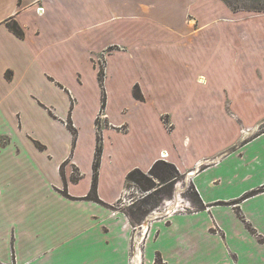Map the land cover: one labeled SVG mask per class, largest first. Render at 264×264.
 Here are the masks:
<instances>
[{
    "label": "crops",
    "instance_id": "1",
    "mask_svg": "<svg viewBox=\"0 0 264 264\" xmlns=\"http://www.w3.org/2000/svg\"><path fill=\"white\" fill-rule=\"evenodd\" d=\"M228 13L220 0H0V264H264V192L240 201L264 187V128L245 139L244 126L229 137L209 125L233 122L226 111L223 114L226 104L237 100L238 108L245 109L246 94L251 99L258 98L255 94L260 97L257 79L264 76L255 56L257 48L264 47V39L239 42L225 25L229 24ZM198 22L204 32L196 35ZM220 24L226 30L220 32V42L207 39L204 29ZM11 25L22 32L21 37ZM239 44L241 52L235 55L233 49ZM107 46H129L131 54L137 46L135 54H140L148 83L133 84L131 100L146 108L164 105L153 115L159 125V116L172 112L166 106L169 100L176 125L194 122L193 108L189 109L197 103L194 83L208 87L206 77L193 66L204 46H220L216 70L226 80L211 86L225 100L220 105L213 101L215 117L207 121L205 133H192L196 128L190 125L189 134L179 137L183 152L150 146L141 158L134 157L133 141L128 139L132 126L127 121L132 120L133 110L121 107L115 120L106 106L108 124L101 131L94 200L95 122L93 144L84 153L79 122H85L83 107L69 89L75 98L73 108L58 76L78 73L76 82L82 87L81 62L87 60L93 67L92 53ZM245 46L254 48L252 54L244 53ZM111 55L106 57L107 69L112 57L118 56ZM162 64L174 69L162 70ZM245 78L253 80L250 85L244 83ZM48 87L60 92L65 103L62 111L48 99ZM211 92L215 98L217 92ZM255 102L264 104V96ZM71 109L78 130L75 139L62 123ZM256 120L249 121L251 131ZM146 123L140 124L141 138L152 143L154 134L143 130ZM122 126L126 132L115 130ZM110 137L112 144L108 145ZM54 143L64 148L60 157L52 150ZM164 153L183 182L162 202L161 208L167 209L160 216L143 220L142 252L131 259L134 234L120 204L131 188L127 175L134 169L147 175L156 161L167 162L161 158ZM68 157L83 173L78 181H71L68 172L63 174L60 169ZM182 186L192 187L200 204L193 203L195 209L188 212L171 213L182 203L193 206L182 198ZM236 201L240 202L232 204ZM135 237L139 239V234Z\"/></svg>",
    "mask_w": 264,
    "mask_h": 264
},
{
    "label": "rangeland",
    "instance_id": "2",
    "mask_svg": "<svg viewBox=\"0 0 264 264\" xmlns=\"http://www.w3.org/2000/svg\"><path fill=\"white\" fill-rule=\"evenodd\" d=\"M220 1L229 10L228 13L229 24H225L227 25L228 32L234 31L237 34V37L240 39L238 40L239 42H241V40H247L249 38H254V37H260L261 39H264V0H220ZM213 15L215 14L212 13V15L210 16ZM208 19L212 20L210 17ZM196 24L194 29L196 35L198 33L204 32L203 30H200L201 22H198ZM204 30L205 32H207V36H206L207 39H210L213 42H216L215 40H218V42H220V37H221L220 32H223V30L226 31L223 24H220V26L210 25L209 28ZM219 47L204 46L203 48H201L203 50L201 54L196 55L197 57L195 58V61L193 63V66L195 67L194 69L196 72H199L200 74L206 77L208 87L201 88L200 86H202L203 84L194 83V85L197 86L195 87L197 103L196 105L192 104L191 107L189 108V109L193 108L191 111L192 112L191 116L194 122L191 124L187 123V125H185L184 127L181 124L176 125L174 119L171 118L170 113L174 112L172 108V101L169 100L166 103V106L170 108L172 112L162 113L159 116L161 122V125H159L158 123L155 122L153 115H155L156 112H158L157 109L158 107L164 105L157 103L155 105V108H146L135 104L131 100L132 85L138 84L141 87V84L146 86L148 83L146 77V71L144 68L141 67L143 62H141L140 54H135V51H138L137 46L133 47L134 51H132V54L130 52L131 47L129 46H125V47L107 46L100 52L92 53V55L90 56V62L93 67L90 66V63H88L87 60L82 61L80 64L79 74L82 75L84 79L82 87L78 86L76 82V76L78 73L77 74L69 73L58 76V79L62 81L61 84L63 85L61 86V90L64 91L66 94H68V96L70 97V103L73 106V108L75 106V100H74L75 98L70 94L69 89L74 92L78 101L81 102V107H83L84 110L82 111V113L85 116V122L81 124V121L79 120L82 135L84 137V146L82 147L83 152L84 153L88 152L89 148L93 144L94 122L97 123V126H99L101 131L102 128H104L108 124L107 118L105 117L106 115H104L106 114L104 109L100 111L101 93L102 95L103 93L105 95L104 96L106 103L105 107L107 106L108 113L113 117V119L115 120L119 119V110L121 107L123 108L127 107L128 110L130 109L133 110V114L132 116H130L132 117V120L129 118L127 122L132 126V133L130 134L128 139L129 141H133L132 145L134 146L133 147V153L135 155L134 157L137 158L138 156L139 158H141L142 155L146 153L147 148H149L150 146L156 150L159 148H166V149L178 151V153L180 151L183 152L182 144L180 143L179 137L184 133L189 134L188 130L192 128V127L188 128L190 125L196 128V131H193L192 133H197V134L205 133L207 130L206 129L207 127H205L207 121L209 120L210 117H211L210 119L215 117V110H213L215 104H213V101L216 99L218 101V105H220L221 101L225 100L224 98L223 99L221 98V94L217 92V89L211 86L212 84L221 85L226 80L223 74L220 73V70H216V65L218 64L217 61L219 59L218 56L220 55ZM241 48L242 47L240 46V44L238 45V47H234L233 54L236 55L239 51L241 52ZM253 49L254 48L252 46H245L244 53L252 54ZM124 53L127 55L125 56ZM189 53L191 55L193 54L194 56V52H189ZM111 54L118 56L112 57L110 69H107L108 61L106 60V57L107 55H111ZM256 54H258L259 57L258 60L261 65L260 68L261 70H264V47L259 46V49L257 48V51L255 52V56ZM154 62L156 63V61ZM158 62L157 65H159L160 63ZM103 63L106 69L103 68L102 66ZM235 64L236 63H233V65L231 66L236 67ZM243 64L245 65L247 64V62L244 61ZM159 68L166 71H171L174 69L172 68V66L165 69L164 64L159 66ZM210 68H213L212 69L213 72L211 73L209 70ZM101 69L103 70V72L101 71L103 75L100 74V77L102 76L103 79L102 89L99 87V82H98V72ZM258 76L259 77L257 80L260 82L259 83L260 86L258 87V90L260 91V97H262L264 96V90H263L264 76L262 75H258ZM238 81L239 82L241 81L240 78H238ZM252 81L253 80L251 78L244 79V83L246 85ZM203 82L204 80L201 83ZM178 86H180L181 88L186 87L185 85H183V83H179ZM146 88L148 89V91L151 89L150 87L148 88V86ZM208 88H212V89H208ZM211 90L213 92H217L215 98L211 97V93H212ZM135 92H137V88H135ZM85 95L87 96V100H85ZM254 96H257L260 100L258 94H255ZM60 98H61V94L60 92L57 91V89L53 87H48V99L54 106L58 108L59 111H62L65 103H62ZM258 98L251 99V97H249V95L246 94L244 99L245 109H241V110L238 108L239 103L237 104V100H235L234 104L231 102V100H229L230 103L226 104L227 109L223 110V114L225 115L224 111H226L228 117L233 122L226 123L225 126H221V124H219L218 122H212L209 125H214L213 128L215 127L216 131H218L220 134L225 133L226 135L228 133L229 137H233L235 134H237L238 129L244 126L242 130H244L245 133H247V136L245 138L247 139L249 135L255 134L258 131H260L262 128H264V108H263L264 104L262 103L259 106L256 102L254 104V101L255 100L258 101ZM250 108H253L252 111L248 110ZM257 109H261V110H257ZM239 112H240L239 115L240 117L237 116ZM93 113L95 117L94 119L92 118ZM71 115H72V109L69 112V118L65 119L62 123L74 129L75 131L72 132L73 133L75 132L74 136H76V132L78 130L75 123L71 120L72 119ZM222 117L224 118V116ZM251 118L257 119L256 120L257 126L254 131H251L252 125L249 123ZM144 121H146L147 123L145 124L143 130L151 131L154 134L153 137L154 140L152 143L150 142L151 140L148 141L146 139L141 138L144 137V132H140L141 129L140 124H142ZM224 128L226 131L224 130ZM115 130L119 133H124L126 132V126H122L121 129H115ZM176 131H178V133ZM189 136L191 138L195 137L192 135ZM72 139L75 138L72 136ZM117 142L119 143V139H117ZM109 144H112V137H110V140L108 141V145ZM52 150L54 154L58 157L64 154V148H62L59 144L54 143L52 145ZM187 150L188 149H186L185 151ZM151 153H154V151ZM67 159H66L67 162L64 163L63 167L61 168V171L63 172V174L64 172H68V175L70 177H76L78 174H80V171L76 168V166L73 165L72 159H70V157H68ZM84 160L85 162L84 161L83 162L84 164H86L87 155H85ZM167 162L170 163L169 159H167ZM110 163L111 162L106 163L104 165V168L109 169ZM81 175H83V173ZM175 175H176V179L171 184V186L170 184L165 185L162 188H160L158 192H154L155 189H151L150 193L143 200L135 202L131 206L127 207L125 205L124 207H122L124 214L130 219V222L132 224V232H133L132 235L134 234L132 238L133 250H135V243L137 242L135 235L139 234L142 231L141 224L143 220L148 216L151 217L160 216V214H162L163 211L167 209V208L165 209L164 207L161 208L162 202L166 200L170 194L172 195V193L170 192L172 191V189L175 187L176 184L183 182V177L178 173L177 170ZM157 184L159 185V183L156 181V187L158 186ZM182 187H184L182 188L183 190L182 198L185 201L188 200L193 204L194 203L193 201H195L193 191H191L190 188L187 186H182ZM179 208H181V210H179L178 212H188V210L195 209V206L193 204V206L190 207L186 202V203H182ZM142 247H143V241L140 243L141 249L138 251L139 253L142 252L141 251ZM132 249H131L130 258L135 259L134 258L135 254L133 253Z\"/></svg>",
    "mask_w": 264,
    "mask_h": 264
},
{
    "label": "trees",
    "instance_id": "3",
    "mask_svg": "<svg viewBox=\"0 0 264 264\" xmlns=\"http://www.w3.org/2000/svg\"><path fill=\"white\" fill-rule=\"evenodd\" d=\"M10 29L19 37L22 36V32L14 25L10 26ZM103 70H100L98 72V82H99V87L102 89L103 87V79L102 76L100 77V74L103 75ZM104 93L102 95L101 93V107H100V111L105 109V97H104ZM134 97L136 99H140L142 100V97L140 95H138L137 93H134ZM95 127H96V148H95V153H94V160H93V182H92V194H94L93 199L97 200V198L95 197V188H96V181H97V176H98V169H99V165H100V158H101V154H102V138H101V129L99 128V126H97V123L95 122ZM68 130L70 131V133L72 134V136L75 138L74 133L72 131H75L74 129H72L71 127L68 126ZM63 166V165H62ZM62 166L60 167V169L62 168ZM176 169L175 167L168 163L165 162L163 160H159L156 161L153 166L150 168L148 174H143L141 171H139L138 169H134L132 171L129 172V174L127 175V180L130 182H134L137 185H139L143 190L145 191H150L151 189H155L154 192H158L160 188H162L165 185H169L171 186V184L174 182V180L176 179ZM82 178L81 173L78 174L76 177H71V181H78L79 179ZM159 183V187H156V183ZM191 191H193L194 193V198L195 201H193L196 204H200V201L198 199V196L196 194V192L194 191V189L191 187L190 188ZM260 192H264V187L254 190L248 194H246L241 200H243L244 198L253 196L257 193ZM240 201H236L232 204H237ZM250 232H252V230H250Z\"/></svg>",
    "mask_w": 264,
    "mask_h": 264
},
{
    "label": "built area",
    "instance_id": "4",
    "mask_svg": "<svg viewBox=\"0 0 264 264\" xmlns=\"http://www.w3.org/2000/svg\"><path fill=\"white\" fill-rule=\"evenodd\" d=\"M39 11L42 10L41 8L38 9ZM103 68H104V63H103ZM102 70V69H101ZM163 155H161V158L162 159H165L163 158ZM131 184V188L124 194V196L122 197L121 200V206H131L133 205L137 200L139 199H144L149 193L150 191H143L141 190V187L139 185H137L136 183L134 182H130ZM179 210H181V208L179 207H175L172 209L171 213H176L178 212ZM170 212V211H169ZM167 212V213H169ZM170 213V214H171ZM144 235H145V232L141 231L139 233V239H137V242L135 243V250L132 249L133 253L136 255L138 253V251L141 249L140 248V243L144 240ZM135 251V252H134ZM134 258H137L134 256Z\"/></svg>",
    "mask_w": 264,
    "mask_h": 264
},
{
    "label": "bare ground",
    "instance_id": "5",
    "mask_svg": "<svg viewBox=\"0 0 264 264\" xmlns=\"http://www.w3.org/2000/svg\"><path fill=\"white\" fill-rule=\"evenodd\" d=\"M166 155H167V154H166V153H164V155H163V158H165V159H166V158L168 157V156L166 157Z\"/></svg>",
    "mask_w": 264,
    "mask_h": 264
}]
</instances>
